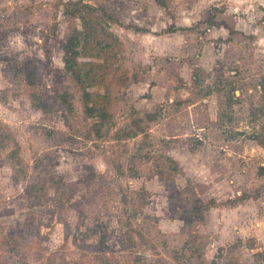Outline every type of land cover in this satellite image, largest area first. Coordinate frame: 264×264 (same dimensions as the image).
<instances>
[{"label":"rangeland","instance_id":"1","mask_svg":"<svg viewBox=\"0 0 264 264\" xmlns=\"http://www.w3.org/2000/svg\"><path fill=\"white\" fill-rule=\"evenodd\" d=\"M80 14L117 43L104 118L64 68ZM99 248L264 264V0H0V264Z\"/></svg>","mask_w":264,"mask_h":264},{"label":"trees","instance_id":"2","mask_svg":"<svg viewBox=\"0 0 264 264\" xmlns=\"http://www.w3.org/2000/svg\"><path fill=\"white\" fill-rule=\"evenodd\" d=\"M162 1L156 0L161 5ZM83 6L93 13L98 10L90 4L85 3ZM102 13L111 19L105 10ZM77 18L80 20V26L76 32H72L68 36L64 44V68L81 89L85 113L89 116L100 115L99 117L104 118L103 110L108 91L104 89L103 92H99L98 84H106L107 63L113 56L114 47L117 43L115 37L110 33L98 34L97 29H99L100 24L90 14H80ZM23 69L27 73V82L34 84L36 65L27 58L23 63ZM60 97L63 102H67L64 96ZM40 105L45 108V100H42ZM160 173L163 174L159 171ZM103 252V249L99 248L98 253L94 255L95 264H113L111 258Z\"/></svg>","mask_w":264,"mask_h":264}]
</instances>
